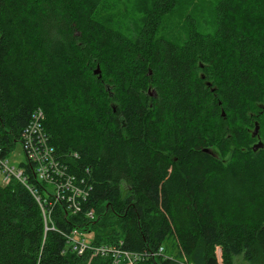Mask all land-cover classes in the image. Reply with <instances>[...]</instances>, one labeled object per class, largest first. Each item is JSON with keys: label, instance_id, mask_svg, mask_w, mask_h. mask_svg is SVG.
I'll use <instances>...</instances> for the list:
<instances>
[{"label": "trees", "instance_id": "16d2710c", "mask_svg": "<svg viewBox=\"0 0 264 264\" xmlns=\"http://www.w3.org/2000/svg\"><path fill=\"white\" fill-rule=\"evenodd\" d=\"M181 1L153 0L131 39L116 0H0V147L6 154L41 108L97 214L68 218L57 206L56 227L85 226L93 245L163 247L144 264H218L216 245L224 264H264V148L253 150L250 133L263 114L264 0H210L213 32L189 27L175 43L158 28ZM29 183L40 187L31 174ZM90 252L45 230L25 184L0 181V264L112 261Z\"/></svg>", "mask_w": 264, "mask_h": 264}, {"label": "built area", "instance_id": "2783aa9c", "mask_svg": "<svg viewBox=\"0 0 264 264\" xmlns=\"http://www.w3.org/2000/svg\"><path fill=\"white\" fill-rule=\"evenodd\" d=\"M44 117L41 108L34 109L20 132L18 140L25 153V163L18 167L9 164L5 149L0 147L1 183L7 184L11 179H17L25 184L40 205L45 230L60 232L70 252L81 255L90 250L89 260L96 255L109 254L112 259L110 264H144L149 256L161 254L162 246L154 252H137L122 248V240L117 244L93 245L86 236L85 226H70L68 229L55 227L52 217L55 206H60L68 218L82 214L89 221L95 219L97 214L88 201L91 184L85 176L71 172L70 165L56 154L43 124ZM72 156L77 158V153L73 152ZM30 174L40 183V187L28 184ZM214 253L218 264H222L221 245L215 246ZM185 264L190 263L185 261Z\"/></svg>", "mask_w": 264, "mask_h": 264}, {"label": "rangeland", "instance_id": "374dc122", "mask_svg": "<svg viewBox=\"0 0 264 264\" xmlns=\"http://www.w3.org/2000/svg\"><path fill=\"white\" fill-rule=\"evenodd\" d=\"M152 3L153 0H116L113 13H115L116 22L125 36H128L131 39H135L137 37V34L144 24L145 14ZM189 27H193L203 33L213 32L215 27L213 1H181L178 7L176 6L171 13L165 15L158 28V35H161L175 43H181L186 38ZM97 67L99 68V75H101V69L98 64H96L94 70ZM105 81L108 82L106 85L108 94L111 87L110 75H106ZM148 91L150 94L153 93V89L151 87L148 88ZM109 102L110 105H116L115 101L109 100ZM259 105L263 107V109H261L263 114L252 115L254 125L250 128V133L254 137L253 144L261 142L262 146L260 148H264V102L262 101ZM7 160L9 164L14 167H18L21 163L26 162L25 153L19 140L13 141L9 146ZM56 207L57 206L52 208V217ZM233 263L254 264L243 255L235 256L233 258ZM222 264H224L223 256Z\"/></svg>", "mask_w": 264, "mask_h": 264}, {"label": "water", "instance_id": "95a60500", "mask_svg": "<svg viewBox=\"0 0 264 264\" xmlns=\"http://www.w3.org/2000/svg\"><path fill=\"white\" fill-rule=\"evenodd\" d=\"M95 73L99 74V68L97 67L95 70H94ZM223 115H224V112H223ZM262 146V143L261 142H258L256 144H253L252 148L253 150H257L258 148H260ZM205 151H209L207 148Z\"/></svg>", "mask_w": 264, "mask_h": 264}, {"label": "bare ground", "instance_id": "6f19581e", "mask_svg": "<svg viewBox=\"0 0 264 264\" xmlns=\"http://www.w3.org/2000/svg\"><path fill=\"white\" fill-rule=\"evenodd\" d=\"M44 221V220H43ZM56 227V226H55ZM58 228V227H57Z\"/></svg>", "mask_w": 264, "mask_h": 264}]
</instances>
